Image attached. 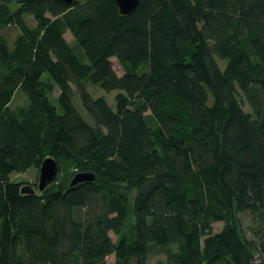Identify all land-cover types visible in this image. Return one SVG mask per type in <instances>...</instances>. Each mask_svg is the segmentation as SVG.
I'll return each instance as SVG.
<instances>
[{"label": "trees", "instance_id": "trees-1", "mask_svg": "<svg viewBox=\"0 0 264 264\" xmlns=\"http://www.w3.org/2000/svg\"><path fill=\"white\" fill-rule=\"evenodd\" d=\"M85 80L119 90L115 107ZM47 156L95 178L33 193L9 179ZM152 253L264 264V0H140L126 15L116 0H0V264Z\"/></svg>", "mask_w": 264, "mask_h": 264}, {"label": "rangeland", "instance_id": "rangeland-1", "mask_svg": "<svg viewBox=\"0 0 264 264\" xmlns=\"http://www.w3.org/2000/svg\"><path fill=\"white\" fill-rule=\"evenodd\" d=\"M28 19L31 22V25H33V26L36 25V22L31 17H28ZM2 33L6 37L9 45L13 46L16 38L20 34V31L16 26H9V27L5 28ZM65 37H66L67 41L70 43V45L75 46V47L77 46L76 45L77 42L75 41L73 34L69 30L66 31ZM75 50H76L77 54L80 56L81 54L79 53L78 49H75ZM111 60H112L113 67L115 68L117 73L122 74L123 69L120 66L117 59L115 57H113ZM219 63H220V66L222 68H224L226 61L225 60H219ZM84 83L86 85L87 90L91 93V95L93 97L102 96L107 100V102L111 105V107H113V108L115 107V96L119 92V90L106 91L105 89L102 88V86L100 84H94V83L90 82L89 80H85ZM73 89H74L73 100L77 104L79 109L85 114V111H84V109L81 105V102H80L79 94L76 91V87L73 86ZM59 93H60V90L56 86L54 92L50 95V99L54 104H57V98H58ZM211 101H212V99H210V102ZM27 102H28V100H27V97L24 95V93L21 90H17L14 93L10 104L13 108L16 109L18 107L25 106L27 104ZM243 106H244L245 110H247V111L250 110L247 103L243 102ZM147 114L149 115L150 112L147 111ZM151 122L153 123V120ZM59 165H60V169L58 172L57 179L63 180V181H70L71 178L73 177L72 176L73 171H74L73 166L69 165V163L67 161H61V162H59ZM39 174H40V166H32L29 169H27L26 171L14 172V173L10 174L9 179L11 181L19 182L22 185H30L33 188L38 190ZM134 196H135V193L132 192L131 193L132 204L134 201ZM238 217H239L241 228H242L243 232L246 235L250 236L251 232H252V228H253V222H252L251 214L249 212H243V213H239ZM224 224L225 223L222 220L212 221L213 233L219 232L224 227ZM110 234L113 237V239L116 238V236L113 232H110ZM203 238H205V237H203ZM106 261H107V264H115L114 255L108 256ZM166 262H167V258L164 254L152 253L150 258H149L148 264H166ZM204 264H206V263H204Z\"/></svg>", "mask_w": 264, "mask_h": 264}, {"label": "water", "instance_id": "water-1", "mask_svg": "<svg viewBox=\"0 0 264 264\" xmlns=\"http://www.w3.org/2000/svg\"><path fill=\"white\" fill-rule=\"evenodd\" d=\"M67 3H72L75 0H64ZM140 0H116L118 5L119 12L123 15L129 14L132 12L139 4ZM60 165L57 159L53 156H47L43 159L40 165V174L38 182V190L42 191L49 185H51L57 178ZM95 174L93 172H77L70 180V186H73L79 182L93 180ZM22 192L33 193L36 191L30 185H23Z\"/></svg>", "mask_w": 264, "mask_h": 264}]
</instances>
